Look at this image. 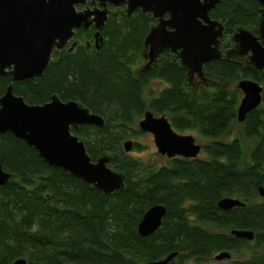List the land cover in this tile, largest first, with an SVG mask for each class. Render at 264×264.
Masks as SVG:
<instances>
[{"label":"trees","instance_id":"1","mask_svg":"<svg viewBox=\"0 0 264 264\" xmlns=\"http://www.w3.org/2000/svg\"><path fill=\"white\" fill-rule=\"evenodd\" d=\"M258 0H221L210 12L225 25L223 48L239 28H254L261 14ZM151 14L112 12L101 30L100 49L86 48L90 29L77 30L73 50L56 51L44 74L13 82L0 74V97L13 83L14 93L30 104L57 94L77 100L102 115L105 126L73 130L95 161L112 154L110 165L125 173L126 186L104 194L70 173L48 165L38 151L11 133L0 134V159L13 178L0 185V264L25 258L28 264H150L176 252L171 264L203 263L227 251L225 264H264V92L263 102L243 123V136L227 139L237 121L241 90L230 82L253 78L264 87V71L246 66L248 57L218 59L204 66L212 91L200 96L187 71L170 51L145 72L132 63L143 50ZM162 87L148 90L152 82ZM147 110L169 118L174 129L196 130L206 139L197 158L174 157L162 166L146 164L124 150L123 143L143 132L138 122ZM254 144L248 147V142ZM139 146L134 142V147ZM226 196L244 206H218ZM156 204L167 207L161 227L143 237L138 225ZM252 230V241L232 234ZM253 243V246L251 245ZM252 253L233 259L243 248ZM262 249V251H260ZM222 261V260H221Z\"/></svg>","mask_w":264,"mask_h":264},{"label":"water","instance_id":"2","mask_svg":"<svg viewBox=\"0 0 264 264\" xmlns=\"http://www.w3.org/2000/svg\"><path fill=\"white\" fill-rule=\"evenodd\" d=\"M88 1L94 5H86ZM221 0H0V74L12 78L13 82L31 81L44 74L56 51L73 50L77 30L96 28L94 34L97 48L103 43L101 30L110 14L109 4L114 8L125 7L132 15L140 9L150 13L156 23L151 25L144 40L143 54L149 58L140 72H145L157 63L159 55L170 51L187 71V79L206 85L205 64L218 59H240L248 57L246 66L259 73L264 71V0L261 14L254 28H239L232 36L234 46L223 49L225 25L210 16L212 9ZM83 8L81 9L80 7ZM148 51V53H144ZM197 86V85H195ZM242 92L237 120L244 122L247 115L263 102L264 87L253 78L239 80ZM105 118L71 99L65 101L57 94L43 104H30L24 97L14 93L13 83L0 97V134L11 133L35 148L41 158L51 167L62 169L73 177L92 185L104 194H113L126 186L124 172L114 169L110 153H103L93 160L87 146L73 130L84 125L105 126ZM142 132L151 133L158 153L167 158H197L203 145L191 134L178 133L165 115L157 116L147 110L138 122ZM134 141L127 139L124 150L130 152ZM13 174L6 171L0 159V185H5ZM264 197V186L259 187ZM238 197L226 196L218 206L224 210L244 206ZM167 207L156 204L142 217L139 234L143 237L154 234L162 225ZM232 234L252 241V230L233 229ZM176 252L150 264H171ZM264 257V252H263ZM231 258L227 251L215 256L218 261ZM13 264H28L19 258Z\"/></svg>","mask_w":264,"mask_h":264},{"label":"rangeland","instance_id":"3","mask_svg":"<svg viewBox=\"0 0 264 264\" xmlns=\"http://www.w3.org/2000/svg\"><path fill=\"white\" fill-rule=\"evenodd\" d=\"M139 65L140 66L137 65V67L135 65V72H139L138 69H140V67L143 66V62L140 63ZM195 84L198 86V88H196L197 89L196 93L199 92L200 96L207 95L208 91L209 92L212 91L211 89L212 87L204 83L198 82L196 79L193 80V86H195ZM150 86L151 87H149L148 90H151V89L158 90L159 87L160 88L162 87V85H159L158 81L152 82ZM226 88L229 91H234L236 90V88H238V82H230L227 84ZM242 95L243 94L241 92V97ZM176 131L181 134L193 135L196 138L197 143L199 144H204L206 142V139L200 136L196 130H185V131L176 130ZM235 135L243 136V123L239 122L238 120L234 124L232 131L227 135L228 136L227 139H230L231 137H234ZM128 139H132L134 142H137L139 144V146L137 147L133 146V149L130 152H128L131 156L140 159L146 164H151L157 167L168 163L169 158H167L166 156H162L158 153L157 147L154 142L153 135L151 133L143 132L142 134H139L137 136H132ZM253 144L254 143L252 141H249L248 147L251 148ZM251 245L253 246V243H251ZM260 251H262V249H260ZM251 253H252V249L246 247V248H243L239 253H233L232 256H233V259L244 258V257L249 256ZM226 262L227 261L225 260L218 261L216 259H210V260L204 261L203 263L190 262L189 264H225Z\"/></svg>","mask_w":264,"mask_h":264},{"label":"flooded vegetation","instance_id":"4","mask_svg":"<svg viewBox=\"0 0 264 264\" xmlns=\"http://www.w3.org/2000/svg\"><path fill=\"white\" fill-rule=\"evenodd\" d=\"M83 6H90V7H93L94 5L91 3V1H88L87 2V4L86 5H83ZM109 7H110V14H109V17H110V15H111V13L112 12H116V11H118L119 9H121V10H124L125 9V7H121V8H114V7H112L113 5H111V4H109L108 5ZM83 8V7H82ZM138 10H140V9H138ZM137 10V11H138ZM141 11V10H140ZM136 12V11H135ZM142 12V11H141ZM148 14H150V13H148ZM152 16V15H151ZM153 17V16H152ZM154 18V17H153ZM155 19V18H154ZM155 21H156V19H155ZM157 22V21H156ZM90 30H92L93 31V37H92V39H89V40H85L84 41V43L86 44V48L87 49H89V50H91V49H93V48H97V45H96V43H95V37H94V34H95V32H96V28L94 27V26H92L91 28H89ZM226 35V34H225ZM225 38H226V36H225ZM224 38V39H225ZM76 40H78L77 39V37L75 36L74 37V39H73V41H76ZM232 42V41H231ZM232 44L234 45V43L232 42ZM71 45V44H70ZM70 45L67 47V49H69L70 48ZM223 49H225V48H223ZM144 53H148V51H144ZM162 55L163 54H161V55H159V57L157 58V62L158 61H160L162 58ZM148 61H149V58H146L143 54H137L136 56H135V58H134V62L132 63V68H133V70L135 71V65H136V67H137V65L138 66H140L139 64L140 63H142L143 62V66L142 67H140V69H138V71L140 72L142 69H143V67L148 63ZM196 85V84H195ZM191 88H194V90L196 91L197 89L196 88H198V86H191Z\"/></svg>","mask_w":264,"mask_h":264}]
</instances>
